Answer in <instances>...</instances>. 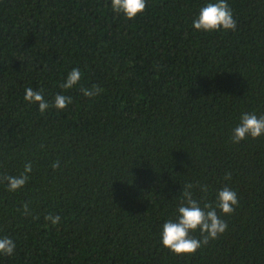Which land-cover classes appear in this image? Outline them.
<instances>
[{"label":"trees","instance_id":"trees-1","mask_svg":"<svg viewBox=\"0 0 264 264\" xmlns=\"http://www.w3.org/2000/svg\"><path fill=\"white\" fill-rule=\"evenodd\" d=\"M209 2L147 0L128 20L111 0H0V177L32 165L17 191L0 179V237L16 243L0 264H264V135L231 139L264 115V0H227L235 31H198ZM57 94L72 102L56 109ZM189 183L207 186L201 206L224 186L239 204L218 239L177 255L161 232Z\"/></svg>","mask_w":264,"mask_h":264},{"label":"clouds","instance_id":"clouds-1","mask_svg":"<svg viewBox=\"0 0 264 264\" xmlns=\"http://www.w3.org/2000/svg\"><path fill=\"white\" fill-rule=\"evenodd\" d=\"M111 8L115 13H122L128 20L135 19L139 14L143 13L147 8V0H111ZM193 27L198 31H235L237 21L234 18L233 11L227 0H215L201 7L197 18L193 21ZM81 70L73 68L64 83L60 85L62 89H72L81 80ZM85 97L93 98L103 92L98 85H93L91 89L81 88ZM25 101L39 105L41 113L48 110L49 103L45 101L43 90L35 91L32 88L25 89ZM72 102L70 96L57 94L54 97V107L56 109H65ZM264 135V115L245 113L240 118V123L232 130L231 139L234 143L251 137L253 139ZM59 161H55L52 167L58 168ZM32 172V165H25L24 171L19 176H5L0 179L7 181L9 191H17L22 188L29 180V173ZM225 179H231V173H227ZM200 187L202 192H207L206 185L186 184L182 191V198L177 207V218L169 219L162 226L161 240L164 247L171 252L182 254H195L201 247L208 245L211 241L216 240L227 229V222L221 218L222 215L227 216L234 213L239 201L237 193L224 186L218 190L216 194L215 204L212 202L201 203L194 198L192 189ZM19 211V209H18ZM25 215H30L29 204L23 205ZM39 219V217H36ZM59 215H47L45 220L56 225L60 222ZM199 232V238L192 235ZM16 249V243L10 237H0V254L11 256Z\"/></svg>","mask_w":264,"mask_h":264}]
</instances>
